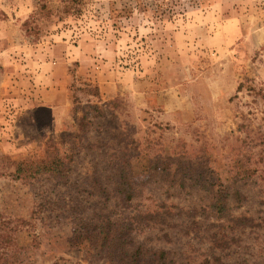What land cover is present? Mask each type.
Instances as JSON below:
<instances>
[{"label":"rangeland","instance_id":"rangeland-1","mask_svg":"<svg viewBox=\"0 0 264 264\" xmlns=\"http://www.w3.org/2000/svg\"><path fill=\"white\" fill-rule=\"evenodd\" d=\"M0 264H264V0H0Z\"/></svg>","mask_w":264,"mask_h":264},{"label":"trees","instance_id":"trees-1","mask_svg":"<svg viewBox=\"0 0 264 264\" xmlns=\"http://www.w3.org/2000/svg\"><path fill=\"white\" fill-rule=\"evenodd\" d=\"M157 9L154 10L153 15L156 19L162 18V16L166 13L165 11H160V6L157 5ZM156 8V5H155ZM170 14H173V11L170 9ZM63 164L60 159L55 156L50 155L47 158H43L40 160H36L35 162H29L24 167L20 166L16 170V178L19 179L22 177L31 179L35 176L42 174H61ZM123 188L124 185H121ZM236 202H242L243 197L236 192L233 196ZM130 199V195H126L123 197V201H127ZM228 198L226 195L217 196L212 201V207L217 210V212H223L228 205ZM92 231L99 236L100 239V247L107 251L109 256H114V254L118 253L119 250H122L125 245L130 244V228L128 225H112L109 222L104 223L101 226H94ZM90 230H86L84 240H90ZM82 234L79 235V238ZM164 255L160 254V258Z\"/></svg>","mask_w":264,"mask_h":264}]
</instances>
